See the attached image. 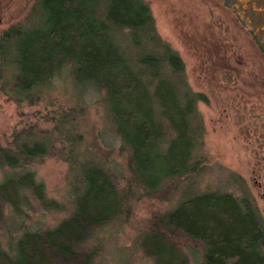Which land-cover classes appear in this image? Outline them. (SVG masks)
Returning <instances> with one entry per match:
<instances>
[{
  "label": "trees",
  "instance_id": "obj_1",
  "mask_svg": "<svg viewBox=\"0 0 264 264\" xmlns=\"http://www.w3.org/2000/svg\"><path fill=\"white\" fill-rule=\"evenodd\" d=\"M222 2L252 28L264 54V0H246L247 7L240 0ZM120 32L126 33L124 42L117 39ZM67 67L76 83L103 91L140 197L154 199L162 193L166 198L168 185L200 172L204 130L196 107L208 101L188 86L182 60L157 34L143 0H36L24 22L0 34V80L9 69L8 93L17 103L38 101L51 79ZM30 132L14 134L8 147L0 144V168L21 169L47 156L64 160L77 168L75 207L53 229L24 231L12 254L0 244V264H94L95 251L80 247L93 227L130 218L128 196L119 194L100 166L78 153L80 137L60 133L62 140L35 139ZM28 175H7L0 181V223L5 205L15 214L22 212L24 190L40 204L53 202ZM139 245L154 264H189L192 250L200 255V264H264V222L248 194L236 198L199 192L164 214H154Z\"/></svg>",
  "mask_w": 264,
  "mask_h": 264
},
{
  "label": "rangeland",
  "instance_id": "obj_2",
  "mask_svg": "<svg viewBox=\"0 0 264 264\" xmlns=\"http://www.w3.org/2000/svg\"><path fill=\"white\" fill-rule=\"evenodd\" d=\"M143 1L157 34L182 60L188 86L208 101L196 107L204 130L198 153L201 170L168 185L166 190L171 192L166 198L162 193L159 198H142L132 186L129 153L102 101L103 91L76 83L67 67L51 79L38 101L17 103L8 93L11 71L7 69L0 80L1 146L8 147L22 130H31L35 139L62 140L60 133L78 136V153L108 173L120 195L126 192L130 218L93 227L92 236L80 247L83 252L95 251L94 264H154L143 253L140 238L154 214L170 211L189 194L217 191L236 198L248 194L264 222V54L252 28L245 27L236 11L221 0ZM240 1L247 7L246 0ZM35 2L0 0V34L24 22ZM125 37L120 32L117 39L124 42ZM75 170L64 160L48 156L21 169L0 168V181L7 175L29 173L28 178L43 187L45 199L53 201L40 204L31 191L24 190L20 214L5 205L0 223L3 250L12 254L24 231L45 232L71 216ZM189 252V264H200V255Z\"/></svg>",
  "mask_w": 264,
  "mask_h": 264
}]
</instances>
